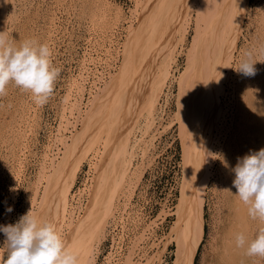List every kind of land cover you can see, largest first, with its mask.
<instances>
[{
    "label": "rangeland",
    "instance_id": "374dc122",
    "mask_svg": "<svg viewBox=\"0 0 264 264\" xmlns=\"http://www.w3.org/2000/svg\"><path fill=\"white\" fill-rule=\"evenodd\" d=\"M141 2V0L7 1L5 34L15 44L25 39L47 43L52 52V65L59 70V75L52 96L43 106L35 104L28 92L11 82L6 88V94L0 96V224L15 223L21 215L30 210L31 206L33 212L37 209L44 186L43 179H39L40 172H37L42 169L41 165L49 167L50 159L53 162L59 160L61 152L64 153L65 145L73 136L71 133L75 134L81 127V119L85 116L93 95L99 92L112 75H115L121 62L120 53L123 51L130 29L138 24ZM263 9L264 0H247L242 33L235 52L237 59L234 58L233 64L238 66L246 52H251L253 58L260 61L254 65L257 72L253 76L240 74L235 70L237 66H232L235 85L232 83L227 87L228 96L222 99L225 101L227 111L225 125L216 135L218 141L215 140L216 147L212 150L214 158L202 205L203 236L196 248L193 264H213L220 230L231 216V203L234 197L232 190L235 188L232 183L235 174L231 169L237 163L238 157L243 156L239 149L242 148L246 154L249 153L247 149L257 151L264 147L262 128L264 125L260 124L264 123ZM180 11V17L176 21L166 24L158 32L161 44L174 48L172 51L174 50L175 62L172 63L169 76L164 82L167 84H163L164 87L157 97L156 110L151 114L153 123L148 131L147 114L140 112L136 115V124L134 123L130 133L124 158L125 161L126 158L130 161L123 163V165L129 163V166L124 165L125 169L122 168L131 173V176L126 178L124 175V179L127 180L120 185L123 186L121 192L123 190L124 192L117 191L110 195L114 197V199L111 197V203L116 206L113 213L107 217L101 242L97 250H94L93 264H178L179 241L185 234L183 227L185 222L180 209L185 201L183 181L186 178L184 175L187 162H184L186 158L184 144L176 119L177 88L179 75L184 70L186 62L185 52L189 51L193 34V23L190 21L194 7L184 5ZM188 13L191 15H187ZM84 59L87 61L84 62ZM82 63L87 65L84 66ZM78 74H81L80 79ZM73 79L84 85L81 97L69 92ZM67 94L70 96L69 102H74V97L76 100L79 99L75 100L78 107L73 110V115L67 112L70 105L64 100ZM77 109H80L78 113ZM60 115H63L62 118ZM64 117L67 123L70 121L69 126L66 122V126L63 124ZM259 124L261 126H258ZM58 126L60 128L64 126V129ZM62 137L66 138V142L62 141ZM93 145L96 148L81 159L80 169L70 188L68 203L71 205L67 204L70 206H67V209L74 211L70 212L74 220L83 214L89 197V190L87 191L85 187L89 188L94 177V168L90 167V162L91 160L95 162L94 150L96 151L99 142L95 141ZM45 156H49V159ZM50 156L56 157L54 159ZM225 161L228 166H225ZM55 164L57 163H53ZM136 169L142 170L138 180L132 176ZM35 187L38 188L36 194ZM11 188H15V191H11ZM8 205L12 206V212L5 211ZM249 219L252 224L245 233L249 235L248 238L250 235L253 238L259 229L264 228V221L252 217ZM5 238V234L0 232V247L3 246ZM241 257L243 260L241 264H264V258L248 257L246 252Z\"/></svg>",
    "mask_w": 264,
    "mask_h": 264
},
{
    "label": "bare ground",
    "instance_id": "6f19581e",
    "mask_svg": "<svg viewBox=\"0 0 264 264\" xmlns=\"http://www.w3.org/2000/svg\"><path fill=\"white\" fill-rule=\"evenodd\" d=\"M7 1L8 0H0V32H5L6 30ZM141 1L140 11L138 12V24L136 27H131L130 29L129 36L123 45V51L120 53L121 62H119L120 64L115 75H112L110 79L104 83V86L99 89V92L93 95L89 108L86 110L83 119H81V127L79 130H76L77 132L75 131V134L74 132L71 133L73 136H69L71 137L69 143L65 145V149L62 148L64 149V153L62 154L61 152L62 158L60 157L61 159L59 158V160H57L58 162H53L50 159L51 162H56L57 164L53 165V163L50 162L49 167L41 165L43 166L42 169L37 172H40L39 179H43L44 186H42L41 198L34 213L56 226L66 246L78 255L79 264H93L94 250H97L96 248H98L101 242L107 217L113 213L114 206H116L111 203V197L113 196L110 195L113 194V192L117 193V191L118 193L124 192V190L121 192L123 186H120L123 181L127 180L124 179V175L126 178L131 176V173L124 170L126 165V167L129 166V163L124 164L125 166L123 163L125 161L126 146L129 144L130 133L134 127V123L136 124V115L140 112L147 114V131L150 129L151 123H153L151 114L156 110L157 97L162 87L167 84H164V82L169 76L172 63L175 62L174 50L172 51L174 48L161 44L158 32L163 29V26L165 27L166 24L168 25V23L174 22L180 17V9H183L184 5L186 7H194V14H187L192 17H190L192 20L190 22L193 23V34L189 51L185 52L186 62L184 70L181 75H179L177 88L176 119L184 144L183 149L186 156L184 162H187L185 164L187 168L185 167L186 171L184 175L186 178L183 181L185 187H182L185 191L184 206H182V202H180L182 207L180 213H182L183 222H185V226H183L185 234L181 238V241H179L178 264H193L196 248L203 236L202 205L205 187L208 175L211 172V162L214 158L212 150L216 147L215 140L218 141L216 135L219 134V131H222L220 129L225 125V113H227V111L225 110V101L222 99L228 94L229 90L227 87H229L235 79V75L232 77V66L234 65L233 60L236 58L235 52H237V42L242 33L247 0ZM151 22H154V24L152 25ZM150 27L152 28L150 29ZM186 30L188 31V29ZM85 59L84 62L87 61H85ZM88 62L90 61L88 60ZM85 65H87V63ZM84 69L86 70V68ZM80 76L81 74L78 79H80ZM83 78L85 79L86 76ZM83 86L80 81L73 79L70 83L69 90L71 91L69 92H74L75 96H80L83 93ZM237 91L238 90H236V92ZM70 96H72V94H70ZM70 96L67 94L64 99L66 102H63L67 104L70 101ZM230 96L233 97L232 95ZM74 99L76 100L75 97ZM74 99L72 98V100ZM75 100L74 102H69L70 105L67 107L69 115H73V110L78 107L76 105L78 102L76 103V101H79V99ZM261 105L263 106V104ZM65 107L64 105V108ZM77 110L76 112L78 113L80 109ZM34 112H32V114H34ZM20 115H22V113ZM66 120L64 117L63 124H65V126L68 124L69 126L70 121L67 123ZM229 121L231 122V120ZM260 124L264 125V123ZM260 124L258 126H261ZM63 127H61L62 130L64 129ZM58 128H60V126H58ZM262 128L264 129V127ZM60 137L61 136H59V138ZM63 139L62 137V141H65L66 138ZM95 141L99 142L96 151L94 150L95 162L93 163L92 160V163L90 162V167L94 168V177L89 184V188L85 187L87 191L89 190V197L86 200L85 209L84 207V210L82 209L83 214L81 213V208L78 206L82 215L74 220L71 217V213L74 211H69L67 209V206L71 205L69 204L70 202L68 203L70 200L68 198L70 188L80 169L82 158L86 157L89 152H93V149L96 148L93 145ZM145 148L146 147H144V150H146ZM247 150H249V152L251 151L250 149ZM239 151L241 154L245 155L242 148H240ZM48 157L46 158L49 159ZM52 157L55 159L56 156ZM52 157L50 156V158ZM130 157L132 158V154ZM127 160L126 158V161ZM123 167L124 169H122ZM223 172H225V170ZM141 175L142 170L138 169L134 170L132 174L135 180L140 179ZM37 182L39 184V181ZM35 188L36 194L38 188ZM232 191V196L234 195V197L231 203V214L229 213L230 211L227 212L231 216L228 217L229 221H227V224L220 230L221 232L216 245L215 255L213 256V264H241L243 261L241 256L246 252V246H237L235 237L238 233H243L248 238L249 235L245 232H247L248 226L252 223L250 224L247 206L244 205L235 194L237 189L234 188ZM124 205L125 204H123V206ZM71 209L73 210V208ZM259 225L261 227V223ZM254 229L255 228H253V230ZM249 239H251V235ZM213 245H215V243ZM255 259L257 261V258Z\"/></svg>",
    "mask_w": 264,
    "mask_h": 264
},
{
    "label": "clouds",
    "instance_id": "9594fccd",
    "mask_svg": "<svg viewBox=\"0 0 264 264\" xmlns=\"http://www.w3.org/2000/svg\"><path fill=\"white\" fill-rule=\"evenodd\" d=\"M51 48L47 43L25 39L13 43L0 32V96L6 94L9 83L28 92L37 105L43 106L52 96L59 70L52 65ZM251 52H246L235 70L253 76L257 69ZM225 166L227 162L225 161ZM234 172L235 194L247 206L248 215L264 221V147L238 157ZM15 191V188H11ZM6 212H12L8 205ZM5 241L0 247V264H79L78 255L70 250L56 226L29 211L15 223L0 224ZM238 247L246 245L248 256L264 258V228L251 239L243 233L235 237Z\"/></svg>",
    "mask_w": 264,
    "mask_h": 264
}]
</instances>
